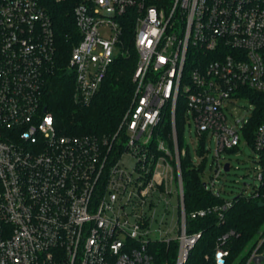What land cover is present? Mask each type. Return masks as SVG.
Instances as JSON below:
<instances>
[{
	"label": "built area",
	"instance_id": "2783aa9c",
	"mask_svg": "<svg viewBox=\"0 0 264 264\" xmlns=\"http://www.w3.org/2000/svg\"><path fill=\"white\" fill-rule=\"evenodd\" d=\"M74 21L80 37L67 66L75 102L90 104L127 53L130 21L134 93L115 131L60 132L42 102L58 51L48 0H0V264H154L152 241L174 239L181 264L200 233L186 231L179 99L197 148L202 137L216 141L205 187L221 195L223 152L241 143L253 147L258 182L239 195L264 186V116L251 127L264 96V0H81ZM239 98L250 111L231 121L225 110ZM232 201L191 216H222ZM165 218L166 230L155 226ZM227 253L218 249L217 262Z\"/></svg>",
	"mask_w": 264,
	"mask_h": 264
},
{
	"label": "trees",
	"instance_id": "16d2710c",
	"mask_svg": "<svg viewBox=\"0 0 264 264\" xmlns=\"http://www.w3.org/2000/svg\"><path fill=\"white\" fill-rule=\"evenodd\" d=\"M81 0H48L49 12L53 18L57 40V62L50 74L43 92V106L55 118L60 132L68 134L92 133L103 135L115 131L132 99L135 83L133 79L138 53L133 42L131 21L125 28L124 46L127 53L117 56L111 64L100 91L88 105H80L73 98L74 78L67 66L71 49L79 41V32L74 21V7ZM257 96L253 90L248 91ZM262 97V98H261ZM260 97L256 115L251 122L254 129L264 116V96ZM178 101L177 132L179 147L185 148L183 140L184 111ZM164 132L171 131V116L163 120ZM199 154L204 158L195 162L188 146L181 156L184 180L185 209L188 214L186 231L200 233L183 264H220L217 262L218 249L228 251L223 264H248L253 251L264 237V186L258 196L238 195L232 204L222 210L207 212L203 216L192 217L191 213L200 209L213 208L223 204L225 198L207 189L204 184V168L207 161V141L200 139ZM232 150V149H231ZM154 264H176L179 241L170 243L152 241ZM264 251V241L258 252Z\"/></svg>",
	"mask_w": 264,
	"mask_h": 264
},
{
	"label": "rangeland",
	"instance_id": "374dc122",
	"mask_svg": "<svg viewBox=\"0 0 264 264\" xmlns=\"http://www.w3.org/2000/svg\"><path fill=\"white\" fill-rule=\"evenodd\" d=\"M251 102L245 98L237 99L236 103L230 105L229 109H226L228 118L233 121L238 117H242L246 112L250 111ZM183 140L185 146H188L195 162H199V158L196 155L197 143H198V134L196 132L195 123L192 120H188L187 117L183 119ZM207 144L211 145L212 148L209 149L210 153L208 155L204 171L209 174L211 170V164L213 159L214 147L216 144L215 139L207 140ZM223 157L225 160L230 161L232 167L229 171L223 173L219 178V187H221V196L225 199H233L238 196L242 190H250L248 183L254 184L257 183L255 172L258 162L255 161V154L251 144L241 143L240 147L237 150H227L223 152ZM207 177L205 176L204 179ZM163 211V209H162ZM162 217V214H160ZM169 218V217H168ZM164 219V222H157L156 227L160 226L163 230H166L171 224L170 219ZM176 222V219L173 221V226ZM162 232L159 230L153 232V238L159 239ZM262 239V238H261ZM260 253V252H259ZM264 253V251L262 252Z\"/></svg>",
	"mask_w": 264,
	"mask_h": 264
},
{
	"label": "water",
	"instance_id": "95a60500",
	"mask_svg": "<svg viewBox=\"0 0 264 264\" xmlns=\"http://www.w3.org/2000/svg\"><path fill=\"white\" fill-rule=\"evenodd\" d=\"M225 171L230 170V163L227 162L224 167ZM183 264V262L181 263ZM248 264H264V253H257Z\"/></svg>",
	"mask_w": 264,
	"mask_h": 264
}]
</instances>
